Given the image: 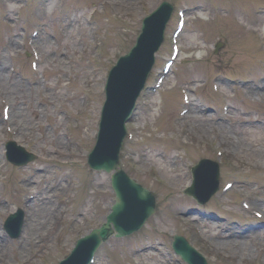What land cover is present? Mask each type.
Masks as SVG:
<instances>
[{"label":"rangeland","instance_id":"obj_1","mask_svg":"<svg viewBox=\"0 0 264 264\" xmlns=\"http://www.w3.org/2000/svg\"><path fill=\"white\" fill-rule=\"evenodd\" d=\"M106 1L59 0L48 15L51 0L41 4L40 0H0L3 73L15 68L11 84L4 88L0 83V93L10 99L0 94V126L4 128L0 130V231L6 238L1 262L19 264L20 252L12 244L25 235L31 216L34 222L43 216V194L52 199L47 198V214L36 223L34 234L44 236L27 242L25 264L58 263L71 253L77 239L106 222L115 202L112 172L92 168L88 156L97 140L107 76L119 56L135 49L145 15L170 2L174 9L146 87L127 123L120 166L155 193L157 209L139 231L126 237L112 234L96 251L92 264H186L172 249L175 233L185 235L211 264H260L257 256L264 258L260 245L264 238L257 233L264 232V155L257 151L261 144L264 147V0H110L116 2L114 6ZM181 6L186 28L178 36L180 53L173 69L164 73ZM33 11L42 26L46 22L45 32L31 21ZM77 15L89 19V24H80ZM69 22L75 25L72 35L67 33ZM37 30L40 37L35 38ZM35 39L43 55V72L30 70L39 50L31 46ZM133 58L140 61L137 54ZM55 59L58 67L50 69ZM45 76L47 90L41 85ZM15 81L22 87L17 89ZM250 85L260 89L248 94L243 87ZM48 93L55 99L46 106L41 101ZM184 95L190 97L189 103ZM15 96V108L25 109L26 122L14 111L21 131L13 135L16 122L4 119L3 108L14 103ZM29 102L32 107L27 108ZM163 107L164 120H159ZM51 112L55 120L61 117L55 131V121L46 114ZM222 122L229 128L238 125L236 129L243 122L245 138L222 145L229 137H219L212 130V125L220 127ZM236 129L230 138L242 136ZM11 139L33 152V161L27 165L9 162L5 142ZM203 158L220 165L218 192L206 202L183 193L192 182V168ZM239 179L247 181L251 194L240 187ZM226 183L232 187L225 188ZM253 198L259 201L254 203ZM19 209L24 213L22 231L12 238L5 221ZM235 231L257 232L244 240L230 234ZM224 240L234 241L226 245ZM242 241L253 244L245 259L240 258ZM210 247L216 251L213 254H233V258L215 257ZM142 248H146L144 256L131 255Z\"/></svg>","mask_w":264,"mask_h":264},{"label":"bare ground","instance_id":"obj_2","mask_svg":"<svg viewBox=\"0 0 264 264\" xmlns=\"http://www.w3.org/2000/svg\"><path fill=\"white\" fill-rule=\"evenodd\" d=\"M106 1V0H105ZM57 3H58V1H56V0H51V6H49L48 7V15L50 14V11L53 9H55L56 8V6H57ZM105 4H112L113 6L116 4V2H113V3H110V0H107L106 2H104ZM12 7H14V6H12ZM58 7V6H57ZM116 8V11H117V7H115ZM78 16V18H80L79 20H81L82 19V23H80V24H83V25H85V24H89V19H86V18H82V16L83 15H77ZM30 18H32V17H30ZM153 18H155V17H153ZM205 18V17H204ZM75 21H78V20H76V19H74ZM7 21H10V18H8L7 19ZM42 24H43V21H42ZM186 25V24H185ZM75 25L73 24V23H70L69 22V25H68V31H67V33H69L70 35H72V31H71V29L74 27ZM46 22H45V26H42V28H43V30H44V32L47 30L46 29ZM46 29V30H45ZM184 30V29H183ZM51 37L52 39H53V37L51 36V34H49L48 35V37ZM40 37V36H39ZM42 37V36H41ZM69 37V36H68ZM68 37H66V41L68 42L70 39L68 38ZM49 39V38H48ZM58 43V42H57ZM51 44H52V42H51ZM51 47H52V45H50ZM4 48H5V46H4ZM45 54H46V52H45ZM40 55V54H39ZM40 58H41V56H40ZM4 61H5V59H4V55H3V53H1L0 54V83H1V86H4V88H7L8 87V85L7 84H11V83H9V82H12L11 80L13 79V75H12V73H13V71H10V69L7 71V74L6 73H3L5 70H4V66H3V63H4ZM54 62L52 63V64H54V66L55 67H50V69L52 68V69H54V68H56V67H58L55 63H56V59L55 60H53ZM174 65V64H173ZM172 66V65H171ZM169 67V69L171 70L172 69V67ZM37 68H38V65H37ZM39 68H43L42 66L41 67H39ZM117 68H119V66L117 65V67H115L114 69H113V71L112 72H114L115 70H118ZM42 71V70H41ZM59 71L57 70V73H58ZM50 73H52V70H50ZM50 73H48V75L50 74ZM62 77V76H61ZM47 78V76H45V79ZM10 80V81H9ZM9 81V82H8ZM59 80L57 79V82H58ZM73 81H74V79H73ZM16 82V85H17V89H18V86L20 87L21 85H20V83H18L17 81H15ZM38 82H40V80H38ZM45 83H42L41 85L42 86H44L45 87V89L47 90V89H49V85H48V83H47V80H45L44 81ZM244 82V81H243ZM75 83V82H74ZM14 84V83H13ZM69 84V83H68ZM58 85V84H57ZM56 85V86H57ZM15 86V85H14ZM13 85H12V87H14ZM80 85H78V87H79ZM22 87V86H21ZM105 87H107V86H105ZM56 88V87H55ZM243 88H245V91H247V93L248 94H252V92L253 91H255V90H257V89H260V87L259 86H255V85H250V86H248V87H246V86H244ZM16 89V90H17ZM219 89V88H218ZM15 90V91H16ZM56 90V89H55ZM120 92V90H116L115 92H113V94H118ZM16 93V92H15ZM33 93V92H32ZM1 94V93H0ZM1 96L3 97V99L4 100H10V99H8V97L6 96V95H4V93L3 94H1ZM13 97V96H12ZM16 97L17 96H15V98H14V100H15V102L13 103V102H11V104L9 105V110H8V113H9V116H8V121H11L12 123H13V121L14 122H16V123H13L15 126H14V129H12V131H11V133L14 135V134H18V132L19 131H21V128H20V123H21V121L22 122H26L25 121V118L24 117H26V111H25V109L24 108H19L18 110H17V108H15L16 107V102H17V100H16ZM55 99V96L53 95H49V93H48V95H47V97H45L44 99V101H41L43 104H45L46 106H48L51 102H52V99ZM29 104V105H28ZM28 104H26V106H27V108L28 107H32V103L31 102H29ZM167 106V105H166ZM165 106V107H166ZM165 107H163V110H162V112L160 113V114H158L159 116L157 117L159 120H164V116H165ZM37 109H40V108H37ZM19 111V113L23 116L22 117V119L23 120H21L20 122H18L17 120H15V118H14V111ZM41 110V109H40ZM48 110V109H47ZM111 113H113V110L111 109ZM46 114H48L49 115V119H51L52 120V118H53V120L55 121L54 123V131L57 129V128H59L58 126H59V124H60V122H61V117H57V119L55 120V115H54V113H46ZM193 116H195V115H193ZM68 117V120L71 118L70 117V115H68L67 116ZM50 120V121H51ZM159 120H157V121H159ZM244 122V121H243ZM243 122L242 123H240V125L242 124V126H239V129H236V127H238V125H234L233 127H231V128H229L228 126H226V124L225 123H223L222 122V126H220V127H216V126H213L212 125V130L215 132V134L217 135V136H219V137H221L222 135L223 136H226V137H229L228 138V140H222L221 141V144L223 145H227L229 142H235V139H237V142L240 140V137H244L245 138V136H243L242 135V132H245L247 129L245 128V124H243ZM40 123V125L43 123V122H39ZM159 123V122H158ZM245 123H247V121H245ZM249 123V122H248ZM27 124V123H26ZM3 130L4 131V128H3V126L1 125L0 126V130ZM235 129L237 130V131H241L240 133H241V135L242 136H239V135H236V136H233L234 138H230V136H232L233 135V132L235 131ZM22 130H25V129H23V127H22ZM262 130H264V128H262ZM250 131H252V128H250ZM57 133V132H56ZM236 134V132L234 133V135ZM100 138H104V135H100ZM228 142V143H227ZM6 143V145H7V148H6V150H10L11 148L8 146V145H14L13 143H17V141H15L14 139L13 140H8V141H6L5 142ZM260 147V149L258 150V149H256L255 151H257V152H261L263 155H264V147L262 146V144L259 146ZM3 151V149L1 148V152ZM95 162L96 163H100V161H96L95 160ZM244 162H246L247 163V161H244ZM248 165H250V166H252V167H255V168H259L261 165L260 164H256V163H250V164H248ZM245 181H246V179H245ZM202 182V179L200 180V183ZM238 182H239V185H240V187L241 188H243L244 190H246L247 191V193H252V190H251V188L246 184V182H244L242 179H239L238 180ZM183 193H185L184 192V189H183ZM187 195V194H186ZM47 198L48 199H52V197H48V195L47 194H43L42 195V204L40 203V205L42 206L41 207V214L45 217L46 216V214H47V212L45 211V209H46V207H48V201L49 200H47ZM253 200H254V203H256L257 201H259L258 199H256V198H253ZM44 206H46V207H44ZM42 216V217H43ZM42 217H40V218H35V221L36 222H34L33 220V216H31V218H29L27 221H29L28 223H27V225H26V228H25V235L24 236H22L19 240H15L16 242L15 243H13L12 245L14 246V247H16V249L20 252V257H19V264H25V263H27V261H28V259H29V257H27V254H26V244H27V242H29V241H34V242H36V241H39V239L42 237V236H44V234L43 233H40V232H38V235L37 236H35V232H36V223H38V222H41V221H43L42 220ZM51 229H54V228H51ZM221 232V230H217V232L216 233H220ZM236 232V233H235ZM235 232H233V233H230V234H233V235H235L237 238H241V239H247V237H248V235H253V234H255L256 232H251L250 234H247V233H243V234H240V231H235ZM257 234H259V236L261 237V238H264V232L263 231H261V232H259V233H257ZM19 235V234H18ZM18 238V237H17ZM6 238H5V235H4V233H2L1 231H0V256H1V252L5 249V245H4V243H5V240ZM4 241V242H3ZM174 241H177V238H174L173 240H172V242H171V246H172V249H173V251H174V253H175V249H174V247H175V242ZM232 241H234V240H228V241H225L224 240V242L226 243V245H230L231 244V242ZM243 242V244H242V247L240 248V251H243V254H242V256L240 257V258H242V259H245V257L246 256H244V254H245V252L246 253H250V250H251V248L253 247V244L251 245V244H248V242H246V241H242ZM220 244L222 245V246H225V244H223V243H221L220 242ZM232 244H235V242H233ZM260 245L261 246H264V242L262 241V242H260ZM145 249L146 248H142L141 250H140V252H137V251H139V250H137L136 252H134V253H132L131 255H135V256H144L145 254H144V251H145ZM16 250V251H17ZM261 250L263 251L264 249L263 248H261ZM216 251L215 250H213V247L211 248L210 247V253H215ZM218 252V251H217ZM143 253V254H142ZM219 253V252H218ZM264 253V252H263ZM215 257H218V258H226V257H229V258H233V254H230V255H226V254H213ZM4 258H5V256H4ZM257 258L259 259L258 261L260 262V264H264V258H261V257H259V256H257ZM233 261H237L236 259L234 260V259H232ZM2 261V259H0V264H10V262L9 261H6V260H4L3 262H1ZM214 262H216L217 263V260L215 259L214 260ZM236 263V262H235ZM217 264H221L220 262H218Z\"/></svg>","mask_w":264,"mask_h":264},{"label":"water","instance_id":"obj_3","mask_svg":"<svg viewBox=\"0 0 264 264\" xmlns=\"http://www.w3.org/2000/svg\"><path fill=\"white\" fill-rule=\"evenodd\" d=\"M164 5L165 4L161 5L157 11H155L150 17H148L145 20L144 26H143V32H142L141 36L139 37V40H138V43H137L135 49H137L140 46V44L142 43V41L146 37V35L149 31V28H150V22L154 19L153 17H155L157 15V13L161 9L164 8ZM135 49L125 58L127 59L129 57L128 58V60H129L131 58L130 55L133 54ZM135 68H136L135 70L131 71V74L129 75V77L127 79L126 92L123 95V97L121 98V100L115 101L113 96L110 97V100L108 101V103H107V105L103 111V117H102V121H101V127L102 128H101L100 133L105 132L112 123H116L117 128L119 127V129L122 128V130H123L124 122L129 117V114L133 108L135 99L137 98L139 91L141 90V88L144 85L145 79H146L147 74L149 72L150 63L143 65V69H141L139 67V65L136 66ZM111 109L113 110V113H111ZM123 133L120 134V138H122ZM98 143L100 144V140L98 141ZM98 146H97V148H98ZM97 151L98 150L95 149L94 152L91 154V157H90V162L94 167H96V168L101 167V168H104L107 170H112V168H117L118 161H116L112 165L109 164L107 161L102 162L101 160H100L99 164L96 163L95 160H96L97 153H98ZM99 159H100V157H99ZM194 171H196V168H194ZM122 175H125L124 172L122 170L117 169L116 173L113 175V181L115 183H117V181L120 179L119 177ZM132 182L139 185L138 183H136L134 181H132ZM185 192L189 193V194H195V184H193L191 187L186 189ZM141 195L145 198H148L151 195V193L146 188H143ZM117 199L118 200L115 203L114 212L111 214V216L109 218V222L107 224H105L101 229L95 230L91 235H88L85 238H95L96 241L99 243L100 238H106L109 235H111V233L113 232L111 227H110L111 222H113L115 224V227L118 230L117 236L127 235L130 232H132V230L128 231V230L122 228L119 224L118 219H117V211L124 204L122 194L119 190H117ZM153 211H154V208L152 206L150 211L146 214L145 219L150 214H152Z\"/></svg>","mask_w":264,"mask_h":264}]
</instances>
